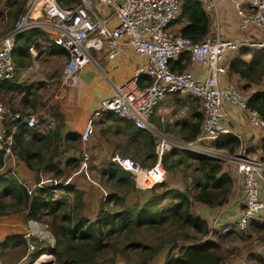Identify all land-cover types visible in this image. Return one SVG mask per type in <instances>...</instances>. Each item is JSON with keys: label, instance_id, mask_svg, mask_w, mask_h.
Wrapping results in <instances>:
<instances>
[{"label": "trees", "instance_id": "16d2710c", "mask_svg": "<svg viewBox=\"0 0 264 264\" xmlns=\"http://www.w3.org/2000/svg\"><path fill=\"white\" fill-rule=\"evenodd\" d=\"M5 1L6 9L0 11V17L7 19L8 24L3 31L25 9L27 0ZM60 1L70 4L77 0ZM173 23H178V31L193 40H201L211 28L210 17L200 0H182L180 12ZM25 31L16 36L13 54L18 51V39ZM240 49L227 66V75H235L242 82L243 89L257 86L249 93L247 104L264 119V48ZM246 51L250 52L249 58L240 55ZM189 63L188 51L180 52L170 60V66L178 70L185 69ZM5 80L8 78L0 79V83ZM189 101L192 102L193 118L181 120L179 124L181 134H178L184 139L197 135L203 119L196 102ZM108 114L110 118H106L108 122H104V125L103 120H99L101 126L97 128V135L103 136L107 129L114 127L117 135L114 146L123 154L139 159L143 165L153 164L157 157L154 137L147 130L137 127L132 120L112 112ZM25 115L21 113L17 119L13 154L37 172L39 168L51 171L49 177L63 180L69 177L66 183L61 180L62 184L57 189L63 192L53 198V185L36 186L29 194L26 186L15 177L0 174V214L25 212L27 217L47 222L55 237L52 246L37 242L31 259L40 253L51 252L55 264H147L162 248L168 247L164 264H225L222 240L236 231L227 230L215 239L205 238L209 232L208 223L202 215L192 211L195 201L208 206H221L227 202L234 179L223 170L220 159L171 148L162 155L161 162L168 172L181 171L187 176V183L181 188L163 180L150 188L147 194H142L141 200L139 194L145 191L136 187L130 171L115 160L106 156L97 166L90 167L89 163L86 170L80 168L82 157L79 154L61 160L58 119L55 118L54 128L44 131L37 126H28ZM212 144L234 152L240 146V138L226 133L214 139ZM262 149L264 152V144ZM260 157L264 159V156ZM3 162L4 155L0 151V167ZM93 169L95 171L91 178L102 187L104 195L96 200H87L76 183L88 182V170L92 173ZM38 179L37 175L35 181ZM129 194H135L138 199L129 201ZM250 224L260 225L255 219ZM147 227L162 231L156 242L147 240L143 231ZM11 237L26 244L22 234ZM255 257L259 261L257 264H264V256L258 254Z\"/></svg>", "mask_w": 264, "mask_h": 264}, {"label": "built area", "instance_id": "2783aa9c", "mask_svg": "<svg viewBox=\"0 0 264 264\" xmlns=\"http://www.w3.org/2000/svg\"><path fill=\"white\" fill-rule=\"evenodd\" d=\"M181 1L77 0L64 4L60 0H30L12 25L0 33V79L15 75L13 48L16 36L25 30L44 31L51 43L66 50L62 77L67 78L90 65L105 80L107 93L100 97L99 111L96 110L95 115L115 113L157 137V157L151 165H143L128 155L112 156V160L130 171L137 187L150 189L165 180L166 169L161 157L171 148L214 157L223 154L239 174L236 183L238 181L240 186L242 207L234 223L222 226L220 231L234 229L236 232H246L249 222L264 213V198L260 195L264 181V159L248 153L244 145L229 152L210 142L222 134L231 133L229 126L221 122L224 101L238 107L252 126L264 131V119L247 104L249 93L225 76L228 65L224 62L225 53L243 46L264 48V0H247L245 3L230 0L243 31L229 35H223L217 21H214L218 13L217 0H200L212 25V30L201 40H193L172 29L173 21L180 12ZM249 26L256 28L257 34L246 33ZM127 48L143 57L145 62L120 81L110 77L91 53L94 50L111 58ZM183 51L189 52L190 62L203 68V74L170 66V60ZM171 95H191L200 100L203 119L194 138H175L156 127L151 120L156 104ZM20 116L21 112L8 110L0 99V151L4 157L13 154L14 132ZM24 118L28 126L43 125L35 113L26 114ZM93 129V118L90 117L80 133L83 142L91 137ZM234 135L238 136L237 133ZM87 161L88 153L84 152L80 168L86 170ZM68 179L62 182L66 183ZM62 182L58 178L40 174L32 186L22 183L29 194L36 186L53 185V198H56L57 188ZM24 235L29 239L28 233ZM37 237L38 241L46 240L51 246L55 244L48 223H41ZM35 246L36 243L29 239L28 253ZM261 248L264 249V240ZM43 254L34 256L29 262L19 261L18 264H39ZM48 256L54 258L52 253H48Z\"/></svg>", "mask_w": 264, "mask_h": 264}, {"label": "crops", "instance_id": "0c3cea01", "mask_svg": "<svg viewBox=\"0 0 264 264\" xmlns=\"http://www.w3.org/2000/svg\"><path fill=\"white\" fill-rule=\"evenodd\" d=\"M224 1L225 0H217L218 9L219 5L223 4ZM231 4L235 10L236 17L239 18L232 2ZM236 17H234L231 24L224 25L223 32L221 29L219 10L217 19L214 21H217L223 35L236 34L243 31L240 28L239 19H235ZM175 30H178V27L175 28ZM210 30H212V25ZM257 32L258 30L252 26H249L246 30V33L249 35L257 34ZM18 45H20L18 51L13 54L16 72L12 78H8V80L0 83V99L8 110L12 112L19 111L24 115L35 113L40 118H44V121L46 120L45 118H49L51 121L54 119L56 122V117L52 112V108L57 101L60 102V106H65L68 109L77 108L79 111L77 118H72L70 115L72 119L68 120L66 119L68 115L65 114L64 122L69 123L70 121L68 124L70 127L64 126L59 128L61 138L58 148L60 149L59 156L61 160H64L69 155L78 156L76 150L77 146H73L69 140V138H73V135L69 136L68 134L77 133L79 137L86 122L92 117L89 115L90 108L94 105L95 101H99L100 97L107 93L105 80L101 77L100 73L96 72L90 65L84 66L67 78L62 77L63 66L67 59L66 50L51 43L42 30H26L19 37ZM246 47L252 48L250 46H243L241 49ZM238 51L239 50H234L229 52V58H224V62L229 65ZM98 55L103 70L114 80L117 79L118 81L131 74L137 66L145 62V59L137 55L131 48H127L124 52L118 53L109 59L104 57L103 54ZM249 57L250 55L246 58ZM186 68L195 73H204L203 68L194 62H190ZM225 76H228L227 73ZM233 77H235V75ZM17 85H28L29 87L27 89L19 88ZM191 103L192 102L189 100H185V98H181L178 95L165 97L156 104L151 120H154L155 124L162 128L169 125L172 131L181 134L179 129L180 121H187L193 118ZM61 109L63 111L66 110L65 108ZM197 109L202 112L201 105H198ZM222 110L223 116L221 122L229 126L231 133L238 134L240 146L244 145L246 151L251 155L260 156L261 153L259 151L263 153L262 144H264V131L252 126L244 112L226 101H224ZM99 116L110 118V114H99L97 118L95 116V121ZM95 121L93 119V123ZM38 127L44 131L51 129H47L45 125L37 126V128ZM263 155L264 154H261V156ZM223 170L227 171L234 179L232 191L229 194L227 202L221 206H208L199 201H195L192 206V211L202 215L206 219L209 228H213L212 231L209 229L205 238L209 237L215 239L218 237V234L225 233L221 232L220 228L224 225L233 224L241 211V190L238 181L236 183L239 174L235 166L231 163H225L223 165ZM75 172L78 173L77 171ZM5 173L7 176L15 177L19 182H24L32 186L37 175L39 176L44 173L50 176L51 171L45 168H39L37 172L35 169L28 167L26 163L15 154H12L4 157L3 165L0 167V174ZM87 177L89 180L88 182H78L76 183V187L84 191V196L87 200H96L95 198L102 196V187L98 186V182L91 178L90 175L87 174ZM82 180H84V178H82ZM92 190L99 192V195L93 196L91 194ZM260 195L264 198V181L261 183ZM262 217L264 219V213L260 215V218ZM214 220H216L215 224H213ZM41 223L47 222L27 217L25 212L0 214V264H8L9 256H11L12 262H14L13 264H18L19 261H31V253L27 251L28 240L31 239L35 243L41 242L38 241L37 237ZM24 233H28L29 239ZM14 234H22L26 244L21 241H15L14 238L11 237V235ZM42 242L49 245L46 240ZM167 252L168 247L162 248L147 264H164ZM260 252L261 255L264 256V249ZM43 253L44 254L40 257L39 264L43 261L48 262L44 264H53L55 258L48 256V253L51 252ZM257 263V260L249 258L245 254L235 256L227 264Z\"/></svg>", "mask_w": 264, "mask_h": 264}, {"label": "rangeland", "instance_id": "374dc122", "mask_svg": "<svg viewBox=\"0 0 264 264\" xmlns=\"http://www.w3.org/2000/svg\"><path fill=\"white\" fill-rule=\"evenodd\" d=\"M241 3H245L247 2V0H240ZM4 3H6L5 0H0V11L3 12L6 8ZM231 2L229 0H225L223 4L219 5V15H220V23H221V29L223 32V28L224 25H229L232 23V20H234V17H236L235 14V10L234 8L231 6ZM11 8V7H10ZM238 17H236L235 19H237ZM239 19V18H238ZM8 24L7 23V19H4L3 17H0V32L2 33L3 29L5 28V25ZM178 27V23H174L172 26V29L175 30V28ZM91 53L94 57H96V59L99 61V55L96 51L91 50ZM225 57L224 58H229V53H225L224 54ZM242 57L246 58L250 55L249 51L243 52L240 54ZM234 57V56H233ZM109 59V58H108ZM226 61V60H225ZM101 65V63H100ZM87 66V65H86ZM103 68V67H102ZM94 70L96 72H98V70H96L94 68ZM227 78L231 79L234 83H236L240 88L241 87V81L236 79L233 76H226ZM117 80V79H116ZM118 81V80H117ZM259 87H263V86H259ZM257 86L254 85L252 86L250 89H243L245 92L250 93L251 91H253L254 89H256ZM188 96V98H186ZM181 98H185V100H192L195 101L197 105H200V102L197 98H193L190 95H183V96H179ZM60 102L57 101L56 104L53 105V113L54 116L56 117V119H58V125H60L61 127H70L67 122L65 121V114L68 115V120H71L72 118H77L79 114V111L77 108H71L68 109L65 106L63 107L62 105L60 106L59 104ZM99 107H100V100L99 101H95L94 105L90 108L89 110V115H91L95 121V116L96 118L98 117V115H95V111H99ZM61 108H65L66 110L63 111ZM202 110V109H201ZM70 115L72 116V118H70ZM46 120L44 121V118H40V120L42 121V123H44L43 125H45L48 128H54L55 125V121L54 119H49V118H45ZM99 120H103L102 121V125H104V122H108V120H106V118H103L102 116H99V118L93 123V134L91 135V137L83 142L80 140V138L76 137L75 133L72 134H68L69 136L73 135V138H69L70 142L73 144V146H77V153L79 155H81L82 160H83V154L84 152L88 153V159L89 162L87 161V169L89 167V163H90V167H94L97 166L100 161L104 158V157H109L112 159V156H115L116 154L119 155H127V154H123L119 148H117L116 146H114V140H115V136H117L114 133V127H111L110 129H107L104 132L103 136H99L97 135V128L101 126V124H99ZM153 123L155 124L154 120ZM51 124V125H50ZM50 125V126H49ZM72 127H74L73 125H71ZM156 127L162 129L164 132H166L167 134L178 138V139H184L183 137H181L178 133H175L174 131H172L169 128V125H167L166 127L164 126V128L159 127L155 124ZM73 129V128H70ZM155 137V136H154ZM113 140V141H112ZM157 137L154 138V141L156 142ZM212 143V141L210 142ZM67 144V143H66ZM68 145V144H67ZM100 148V149H99ZM261 154H264V152L262 153L261 151H259ZM260 154V156H261ZM130 156V155H128ZM264 156V155H263ZM131 157V156H130ZM134 158V157H132ZM216 158L220 159L223 163V165L225 163H230L229 161H227L225 159V156L223 154H218L216 156ZM136 159V158H134ZM140 162L139 159H136ZM141 163V162H140ZM95 170H92V173L88 170V175L92 176L91 174H93ZM45 176H48L44 173H42ZM63 181V179H60ZM165 180L168 181L170 183V185L172 186H179L181 188L184 187V185L187 183V176L183 175V173L181 171H166V177ZM137 187V186H136ZM138 189H140L139 187H137ZM1 189V186H0ZM142 191H145L141 194H139V198L141 197V200L143 198L142 194H147V191L149 189H140ZM102 193L104 195V191L101 189ZM63 191L62 190H58V194H61ZM91 194L93 196L99 195V192H95L94 190L91 191ZM135 199H138L137 196H135V194H129L128 200L129 201H134ZM255 220L257 222H259V226H254L252 224L249 225L248 229L246 232H231L228 236H226L224 238V240H222L223 242V246L225 249V264H227L231 259H233L235 256L237 255H247V257L249 258H256L255 255L260 254L261 255V243L264 240V219L263 217L260 218L257 217L255 218ZM252 225V226H251ZM144 235L147 236V240L154 243L156 242V240L159 238L160 234L162 233V231H160V229H155V228H144ZM166 234V232H165ZM167 248V247H165ZM12 252V251H11ZM10 253V252H8ZM12 258L11 256L8 257V264H13L14 262H12ZM257 262L259 263V261L257 260ZM55 264V261L54 263Z\"/></svg>", "mask_w": 264, "mask_h": 264}, {"label": "water", "instance_id": "95a60500", "mask_svg": "<svg viewBox=\"0 0 264 264\" xmlns=\"http://www.w3.org/2000/svg\"><path fill=\"white\" fill-rule=\"evenodd\" d=\"M29 2H30V0H27V1H26V5H28ZM44 263H48V262H44V261H43V262H41L40 264H44Z\"/></svg>", "mask_w": 264, "mask_h": 264}]
</instances>
